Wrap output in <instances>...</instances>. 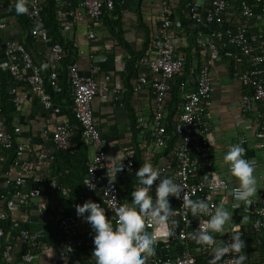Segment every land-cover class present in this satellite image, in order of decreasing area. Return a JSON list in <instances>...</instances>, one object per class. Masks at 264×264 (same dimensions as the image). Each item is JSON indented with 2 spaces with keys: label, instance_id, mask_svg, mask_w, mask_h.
Wrapping results in <instances>:
<instances>
[{
  "label": "built area",
  "instance_id": "1",
  "mask_svg": "<svg viewBox=\"0 0 264 264\" xmlns=\"http://www.w3.org/2000/svg\"><path fill=\"white\" fill-rule=\"evenodd\" d=\"M160 1V23L153 36V53L144 54L138 60L148 75H140L135 87L137 91L145 85L152 89L153 113L150 117L138 115L136 127L142 134L147 135V144L143 146L151 151L155 150L156 153H163L170 144L168 124L171 119L167 102L173 81L182 73L186 63V57L177 52V43L170 32L173 7L170 0ZM45 3V0H26L28 11L25 15L33 25V38L48 45L47 58L51 64L48 76L43 74L41 67L21 42L9 39L4 50L10 74L14 78L25 79L43 106L58 114L62 107L54 102L47 88L46 78L52 86L59 85L58 65L64 60L66 51L61 43L52 39L45 25ZM56 3L61 30L69 32L75 26L84 24L88 37L92 39L95 37V25L105 13L114 10L116 0H56ZM186 8L187 18L195 28L196 42L203 47L206 54L198 70L194 88L188 90L186 82L181 85V105L171 120L178 138L173 149L157 161H154L156 153L149 150V155L144 159V162H150L160 172L161 178H173L184 187L180 199L169 197L173 214L164 225L149 226L150 222L146 219L145 230L149 233L155 232L157 238L155 254L146 264H209L211 249L196 244L191 236L197 231L200 223L210 219V216H193L190 209L183 207L184 192H187L192 200L205 199L213 212L216 206H226L234 210L241 222L226 225L225 232L213 234L217 244L230 243L232 234H235L234 230L238 228L241 239L245 241V248L239 254L247 257L243 264H264V248L260 235L254 234L248 244L244 231L246 225L252 226L253 230L258 232L264 231V0H209L208 3L189 0ZM7 27L8 23L0 13V32H4ZM223 57L233 60L236 68L232 75L243 89L245 88L239 106L254 125L257 139L254 149L262 153L255 159L249 157L247 150L244 153V158L252 161L255 167H261L258 170L261 186L251 198V205L235 201L233 196L231 204L228 205L227 193L231 185L217 169L213 155L215 138L208 119L213 88L211 69ZM68 79L73 97L71 110L79 123L82 142L92 149V155L88 159L82 179L83 192L72 202L69 210L57 218L56 223L62 233L63 251L68 264H91L94 261L87 260L86 255L79 251L78 245H94L95 233L90 224L77 216L76 205L91 200L104 207L108 217H114V209L130 203L132 199L125 196L121 190L125 185L116 178L119 175L127 179L134 175L136 162L134 152L127 151L123 170L119 173L108 172V169L114 167L107 164V141L95 123V98L105 100L118 90L110 88L108 79L97 81L94 75H84L77 62L69 63ZM12 102L19 104L20 97L16 95ZM1 115L0 106V148L16 150L13 167L17 169V174L8 206L28 207L38 204V213L46 215L54 210L55 206L38 203L37 198L48 182L40 176H33L32 180L27 179L31 173V164L25 159L26 147L24 144L15 143V135L21 129L16 127L9 131ZM51 137L57 151L72 152L78 147L73 127L69 122L58 123ZM45 159L54 160L55 156L40 153L38 163ZM158 183L159 180L150 191L153 199ZM50 186L68 201L72 194L69 188L58 181H52ZM137 186L138 181L133 183L132 191ZM4 217L5 214H1V218ZM243 217H247V220H243ZM257 221L260 222L259 228L255 226ZM83 224L88 225L89 230L86 236L80 238L79 228ZM14 228L17 235L14 241H7L3 255L7 258L15 247L22 246L26 251L21 256L20 264H31L39 250L37 236L23 227L21 222H15ZM2 235L4 231L0 230V236ZM235 255L237 254L231 252L226 254L219 264H234Z\"/></svg>",
  "mask_w": 264,
  "mask_h": 264
},
{
  "label": "crops",
  "instance_id": "2",
  "mask_svg": "<svg viewBox=\"0 0 264 264\" xmlns=\"http://www.w3.org/2000/svg\"><path fill=\"white\" fill-rule=\"evenodd\" d=\"M181 1L170 0L174 10L170 32L177 43V52L183 54L188 61V77L185 82L187 89L190 90L194 88L198 70L206 52L196 42L195 37L197 51L190 52L188 46L191 43L190 36L192 35L181 25L180 21L182 20L178 14V6ZM199 1L209 2V0ZM116 2V11L105 13L95 25L94 38L88 37V31L84 24L75 26L69 32H63L65 37L73 43L74 55L70 56L69 51L66 50L65 59L58 65L60 76L59 85L56 88L59 91L56 92L54 102L64 106V109L62 108L58 114L43 106L25 79L13 78L10 75L4 50L5 43L10 39L23 44L28 32L16 18L7 12L0 11L8 23L7 29L0 32V97L3 92L5 97H8L6 100L10 106L13 128L21 129L15 135V141L26 147L25 159L31 164V173L27 179L32 180L31 177L40 176L48 182L47 187L37 198V202L55 206L54 210L46 215L38 213V204L28 207L8 206V199L14 190L17 169L13 167V152L0 148V230L4 231V235L0 236V264H20L21 256L26 251V248L17 246L11 251L9 257L5 258L3 255L7 241L10 239L14 241V237L17 235V230L14 228L15 222H21L23 227L37 236L39 250L31 264H68L63 251L62 233L56 221L61 214L69 210V205L66 197L53 190L50 183L52 181L62 183L77 197L84 190L83 183L78 176L83 177V175L79 174L77 170L71 169L72 172H69L70 168L67 167L69 169H66L65 173L74 174V176L66 177L61 173V169L65 168L62 165L63 159H60L59 162H56L55 159H45L42 163H38V156L40 153H44L48 156L54 155L56 158L58 151L51 135L58 123L69 122L73 127L74 135L80 132L78 124L72 122L74 118L68 106L71 103L68 102V97H72L68 80L69 63L77 62L84 75H94L97 81L108 79L110 88L118 90L116 93H111L105 100L96 97L93 101L96 126L107 141V164L114 168L120 167L127 158V151H133L134 158H136L137 150L140 151L144 162V159L149 155L148 151H151L148 147L143 146L147 144L148 138L146 134H142L137 129L136 119L138 115L145 117L152 115L154 97L149 85L142 86L138 91L135 90L137 78L147 74V71L135 62L136 60L133 61V53L137 54L142 50L145 51L144 54L153 53L152 41L150 45L147 43L145 26L150 33L157 30L162 3L160 0H142L141 2L138 0H116ZM189 22L191 23L190 20ZM150 36L152 35L150 34ZM33 40L30 53L47 77L51 68L47 58L48 45L35 38ZM186 48L188 52L183 51ZM235 68L233 60L224 57L212 67L213 88L211 105L208 109V119L215 138L213 149L215 164L231 185L227 193L228 205L231 204L232 193L237 187L238 181L230 175L228 166L223 162V156L231 146L236 144L247 150L252 159L262 154L254 149L257 142L254 125L251 123L250 117L239 106L244 89L232 75ZM65 88H67L66 93L63 92ZM16 95L20 97V103L17 105L12 102ZM170 100L171 98L167 102L168 109ZM180 105L181 101L178 103V109L169 110L171 120L179 111ZM87 151L89 159L92 149L87 147ZM151 152L154 153L155 150ZM111 159L113 163L109 164ZM260 168L255 167L254 172L257 191L261 186V181L258 179ZM123 179L119 175L116 178L120 182ZM223 207L232 216L227 225L241 222V218L234 210L230 207ZM3 213L5 217L1 218ZM88 230V225H81L79 237L86 236ZM78 249L86 255L87 260L94 261L91 264H95L94 245L83 246L81 244L78 245Z\"/></svg>",
  "mask_w": 264,
  "mask_h": 264
},
{
  "label": "clouds",
  "instance_id": "3",
  "mask_svg": "<svg viewBox=\"0 0 264 264\" xmlns=\"http://www.w3.org/2000/svg\"><path fill=\"white\" fill-rule=\"evenodd\" d=\"M15 10L17 14H25L28 11L26 0H17ZM244 153L242 146L233 145L223 156V162L228 166L230 175L238 181L232 193L233 199L251 205V198L257 192V180L254 164L244 158ZM112 163L111 159L109 164ZM123 167L108 169V172L119 173ZM136 177L138 186L131 193V202L115 208L114 217H108L105 208L91 200L76 205L77 216L90 224L95 233V264H146L155 254L156 234L145 230L146 219L150 222L149 226L164 225L173 214L169 197L180 199L184 187L173 178H161L160 172L147 161L138 169ZM158 180L153 199L150 191ZM183 207L190 209L193 216H210V219L200 223L191 236L196 244L211 249L209 264H219L230 252L237 254L234 264H243L247 257L239 254L245 248V241L241 239L238 228L234 230L231 242L224 245H218L213 235L225 232V226L232 219L229 211L223 206H216L213 212L205 199L192 200L187 192L183 194ZM243 220H247V217H243ZM255 226L259 228L260 222L257 221Z\"/></svg>",
  "mask_w": 264,
  "mask_h": 264
},
{
  "label": "trees",
  "instance_id": "4",
  "mask_svg": "<svg viewBox=\"0 0 264 264\" xmlns=\"http://www.w3.org/2000/svg\"><path fill=\"white\" fill-rule=\"evenodd\" d=\"M139 2H141L142 0H138ZM189 0H182L181 3L178 6V14L181 18L182 21L181 25L188 31V33L192 36H190V42L189 46L190 47V52L191 51H197V47H196V42H195V28H193V24L189 22V20L187 19V8H186V4L188 3ZM1 4H2V8L0 11L1 12H7L9 13L12 17L16 18L18 20V22L23 25V27L26 29V31L28 32V35L25 39V42L23 43V46L25 47V49L30 53L31 52V48H32V44H33V36H32V29H33V25L32 23L29 21V19L27 18V16L25 14H17L16 10H15V6H16V2L17 0H0ZM45 25L48 28L53 40L59 42L62 44L63 48L65 49V51H69V55L72 56L74 55L73 53V43L71 42V40L67 39L65 37V35L63 34V31L61 30L60 27V22H59V18L56 12V0H45ZM117 3V2H116ZM115 3V8L112 12H115L117 9V5ZM145 30H146V34H147V43L150 45L151 41L153 44V36L154 33L156 32H151L148 30L147 26H145ZM150 34L152 36H150ZM184 52H188L187 48L183 50ZM145 51H140L139 53L135 54L133 53V61L138 63V60L141 56L144 55ZM32 56V53H30ZM34 58V57H33ZM227 58V57H226ZM65 59V58H64ZM228 60V59H227ZM132 61V62H133ZM72 63V62H71ZM136 64V63H135ZM188 61L186 60L184 69L182 71V73H180L179 76H177L175 78V80L173 81V86H172V91H171V100L169 103V110H172L175 108L178 109V103L179 101H181V98L179 97V92H180V88L183 82H185L186 78L188 77ZM11 75V74H10ZM12 76V75H11ZM14 78V77H13ZM69 80V79H68ZM175 83V84H174ZM46 85L47 88L49 90V92L52 95V98L54 100L55 96H56V92L57 88L55 86H52L49 79L46 78ZM245 89V88H244ZM67 88H65L63 90L64 93H66ZM69 96V95H68ZM8 97H5L4 92L2 93V96L0 97V106L2 107V117L5 120V124L6 127L9 131H13V118L11 117V111H10V106H9V102L6 100ZM68 102L70 103L69 108L71 110V105L73 102V97H68ZM62 104H60L61 106ZM64 109V106H61ZM72 111V110H71ZM73 114V113H72ZM74 120H72V122H74L75 124L79 123L78 121L75 119L74 115H73ZM80 128V126H79ZM81 131L78 132L77 134L75 133V140L78 143V147L76 149H74L72 152L70 151H66V150H58V154L56 155L55 161L59 162L60 159H63V169H61V173H63L64 176H69L70 173H65L66 169H69V172H72V170L79 172V174H82L83 177L85 175L86 172V167H87V163H88V156H87V146L82 142L81 139ZM168 134L170 135V144L169 146L166 148V150L163 153H156L155 154V158L154 161H157L158 158H160L162 155H165L167 152H169L171 149H173V145L174 143H176V141L178 140L177 135L175 133L174 127H173V123L170 121L168 124ZM16 143V141H15ZM11 152H13L14 156H15V152L16 150H11ZM136 158H134L135 162H136V172L138 171V169L140 168V165L143 163L142 161V157H141V153L140 151L137 150V154ZM134 157V155H133ZM14 160V157H13ZM76 163H78L79 165H75ZM69 167V168H67ZM72 169V170H71ZM136 172L134 173V175L129 176L127 179L124 178L123 184L125 185L123 188H121V190L124 191L125 196L131 198V191L133 188V183L138 181V178L136 177ZM72 175V176H71ZM70 176L73 177L74 174H71ZM69 176V177H70ZM79 178L83 179V177H81L80 175H78ZM83 183V182H82ZM83 185V184H82ZM72 193V192H71ZM80 194V193H79ZM73 193L71 194V196L68 198V205L69 208L72 204V202H74L76 199H78V195L77 197H75ZM244 231H245V237H246V241L248 242V244H250L252 237L254 236V234H259L260 238L262 239V248H264V231L258 232L256 230H253L252 226L250 225H246L244 226ZM247 244V245H248Z\"/></svg>",
  "mask_w": 264,
  "mask_h": 264
}]
</instances>
